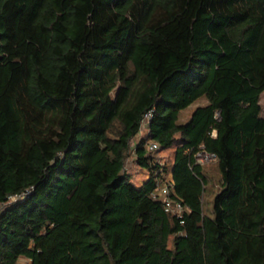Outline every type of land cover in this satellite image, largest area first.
Masks as SVG:
<instances>
[{"label":"trees","instance_id":"trees-1","mask_svg":"<svg viewBox=\"0 0 264 264\" xmlns=\"http://www.w3.org/2000/svg\"><path fill=\"white\" fill-rule=\"evenodd\" d=\"M263 93L264 0H0V264H264Z\"/></svg>","mask_w":264,"mask_h":264},{"label":"rangeland","instance_id":"rangeland-1","mask_svg":"<svg viewBox=\"0 0 264 264\" xmlns=\"http://www.w3.org/2000/svg\"><path fill=\"white\" fill-rule=\"evenodd\" d=\"M207 101L205 98H201L194 103H192L190 106L185 108L180 117V122L184 123L187 122L193 111L196 109L197 106L205 104ZM261 103L263 106V112H264V93L261 97ZM146 129L142 130V135L146 134ZM140 134V133H139ZM139 134L137 137H139ZM250 140V134L242 133L240 131H234L230 134L228 137V144L232 146L236 151L238 152H245L248 146V142ZM158 155L161 157L163 161H170V159L173 156L172 151L168 152H160ZM207 168L210 169V181H211V189L212 191L208 195L206 199V208L211 209L212 207V198L214 193L219 189V181H220V174L218 173L216 167H215V161L205 164ZM126 168L127 170L133 174V181L136 183V185L140 186L145 180L148 179V172L146 169L140 167L137 165L135 161V157L133 153L131 152L127 161H126Z\"/></svg>","mask_w":264,"mask_h":264},{"label":"built area","instance_id":"built-area-1","mask_svg":"<svg viewBox=\"0 0 264 264\" xmlns=\"http://www.w3.org/2000/svg\"><path fill=\"white\" fill-rule=\"evenodd\" d=\"M152 117H153V111H149L144 115L140 132H142L143 129L148 128V125H149ZM133 145L135 146V144H133ZM159 147H160L159 144L155 141H149L148 142V150L150 152L157 151L159 149ZM217 157L218 156L216 153L208 152V151L202 149V150L197 152L196 161H197V163H200V164H207V163H210V162L217 160ZM156 185H157L158 193L162 196V198L165 201L166 210L170 211L171 213H173L179 217H181L184 210H185V207L180 201L174 199L171 196V193L174 189V182L171 179H169L168 177L163 176V178L158 179ZM14 199H17V196L13 197L10 200V202L13 201Z\"/></svg>","mask_w":264,"mask_h":264},{"label":"crops","instance_id":"crops-1","mask_svg":"<svg viewBox=\"0 0 264 264\" xmlns=\"http://www.w3.org/2000/svg\"><path fill=\"white\" fill-rule=\"evenodd\" d=\"M147 129H148V128H147ZM147 129H146V130H147ZM141 136H142V132H140L139 137L136 136V137L133 139L132 143L136 145V143L139 141V139L141 138ZM134 149H135V148H134V145H133V150H132L133 155H134ZM30 262H31L30 259H28V258H26V257H22V258L20 259V261H19V264H30Z\"/></svg>","mask_w":264,"mask_h":264}]
</instances>
